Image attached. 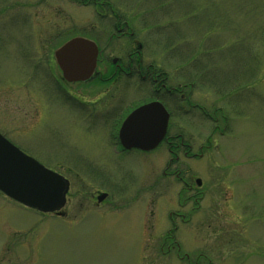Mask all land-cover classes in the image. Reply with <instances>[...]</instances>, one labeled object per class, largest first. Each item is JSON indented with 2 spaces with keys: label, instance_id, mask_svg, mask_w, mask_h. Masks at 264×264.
I'll return each mask as SVG.
<instances>
[{
  "label": "rangeland",
  "instance_id": "obj_1",
  "mask_svg": "<svg viewBox=\"0 0 264 264\" xmlns=\"http://www.w3.org/2000/svg\"><path fill=\"white\" fill-rule=\"evenodd\" d=\"M109 10L134 31L145 64L175 84L193 83V102L227 117L226 126L220 113L218 123L197 112L179 117L174 133H184L194 154L205 147L203 159L187 163L204 181L205 197L176 243L164 238L178 211V185L154 190L158 171L139 156L124 163L121 184L122 163L104 144L108 128L87 117L90 100L70 98L93 99L120 82L73 88L54 80L53 51L73 37L104 35L106 42L112 30L98 13ZM46 39L49 59L37 55L47 52ZM32 49L38 72L28 64ZM130 52L129 43L114 40L107 54L125 60ZM32 92L46 95L42 108L28 104ZM0 134L71 183L63 216L0 193V264H264V0H0ZM106 191L111 197L97 207Z\"/></svg>",
  "mask_w": 264,
  "mask_h": 264
},
{
  "label": "flooded vegetation",
  "instance_id": "obj_2",
  "mask_svg": "<svg viewBox=\"0 0 264 264\" xmlns=\"http://www.w3.org/2000/svg\"><path fill=\"white\" fill-rule=\"evenodd\" d=\"M98 17L101 19V26L105 27L107 30L110 28L112 30V34L108 37L106 42L104 35L103 41L99 37L89 38L96 43L99 49V56L97 59V74L94 76L95 80L93 81V85L100 86L102 83L115 84L119 82L120 85L115 90H102L99 95L95 96L93 99L89 97L80 98L73 94H70V98L76 103L80 102V99L90 100L92 102L93 112L90 113L89 116L87 115V117L90 119L99 118L102 122V126L108 128L109 137L104 141V144L105 148L110 153V158L114 159L116 162L122 163V173L124 176L119 179L121 184L124 183L125 176L129 173V169L124 165V163L130 162L134 156H139L140 158H144V161L147 162L151 170L158 171V174L150 184L154 190L160 187L161 182L176 186L178 185V211L172 212L169 215L170 228L164 238L165 243H176V237L181 228L183 226L190 225L193 220L194 213H199L198 211L202 209L201 200H204L205 197L204 181L199 178L196 173L190 174L191 168L190 165L187 164L188 162H193L199 158L203 159V149L205 147H200V154H194L192 153V143L186 139L184 133H174L176 125L179 123V120H181L179 117L190 115L192 112H197V119L204 122L212 121L218 123L220 118H215L214 115L220 113L221 119L223 121L222 124L225 126L227 124V117L224 112H221V110L220 112L215 110L214 115H211L206 110V108L195 104L192 99L195 86L193 83L186 82L185 85L175 84L174 82L170 81L167 76L163 75L162 73H157L152 65L145 64L143 47L135 39L134 31L126 22L123 21L121 16L116 14L113 10H109L104 11L103 13L99 11ZM39 33L43 34L42 38H46V36L49 34V31H43ZM46 40L47 41L43 44V47L47 52H37V55H40V57L43 59H45V57L46 59H49L50 54L48 51V39ZM114 40L118 42L125 41L130 44L131 52L127 53L125 60L121 57L110 58L111 55L107 54L110 44ZM65 42L61 43V45H63ZM33 51L34 49L31 50V58L28 60V64L30 65L32 71L38 66V64H33ZM55 51L56 49L52 54V62L58 72L57 79H54L58 86L60 87V85L63 84L68 87L70 86L73 88H80L88 85L83 83L70 84L64 80L63 75L54 60ZM38 70L39 69L36 68L35 72H38ZM35 77L38 78L39 74H35ZM131 83H134V85L138 84L140 90L129 89ZM187 90H189L188 93H186ZM32 94H34V92L31 93L29 98L26 97V99H30L28 104H31L32 101L33 104L42 108L44 106V98L46 95L43 92L40 93L38 97H35ZM153 103L161 104L169 114L166 138L163 140L160 147L151 153H145L138 150H126L123 147L120 138V130L123 126V123L132 112L138 108ZM31 107L35 108L33 105ZM26 110H29L28 106H26ZM180 128H182V126H180ZM206 142H209V137L207 138ZM207 148L209 149V147ZM160 151L167 156L163 162L159 161V163H157L156 160H150V156L154 157ZM72 172L75 173V171ZM76 175L81 177L77 170ZM101 179L106 180L108 184H113L114 181L119 182L115 178L112 179V183L110 179ZM110 193V191H106V193L102 194L103 196H106V200L102 203L98 201V198L101 196V194L97 195L96 206L99 207L106 203L107 198L111 197ZM78 194L82 195L81 192H78ZM183 195H185V199L182 202L181 198ZM115 205L117 204H114V206ZM161 208L162 207L156 208L155 215H158L157 213L161 211ZM173 248L179 249V245L173 246Z\"/></svg>",
  "mask_w": 264,
  "mask_h": 264
},
{
  "label": "water",
  "instance_id": "obj_3",
  "mask_svg": "<svg viewBox=\"0 0 264 264\" xmlns=\"http://www.w3.org/2000/svg\"><path fill=\"white\" fill-rule=\"evenodd\" d=\"M98 48L95 43L75 38L55 53L69 83H86L96 70ZM169 115L159 103L135 110L124 122L120 138L127 150H156L166 137ZM70 183L45 168L0 135V192L13 201L43 214L59 212L66 204ZM105 197L99 198L102 202Z\"/></svg>",
  "mask_w": 264,
  "mask_h": 264
}]
</instances>
